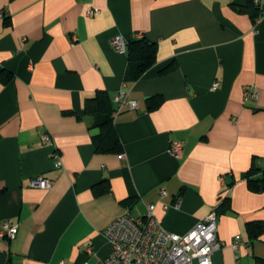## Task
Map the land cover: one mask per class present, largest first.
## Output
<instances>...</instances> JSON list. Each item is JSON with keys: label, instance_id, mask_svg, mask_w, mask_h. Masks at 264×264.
Instances as JSON below:
<instances>
[{"label": "crops", "instance_id": "crops-1", "mask_svg": "<svg viewBox=\"0 0 264 264\" xmlns=\"http://www.w3.org/2000/svg\"><path fill=\"white\" fill-rule=\"evenodd\" d=\"M237 1L0 0V221L18 224L0 237V264H96L110 251L103 229L126 209L143 215L154 203L163 227L182 234L226 193L212 264H262L264 191L243 174L253 157L264 162V16ZM135 33L156 58L126 80L127 53L110 38ZM245 85L255 99L243 100ZM121 89L138 101L114 115L122 151L97 152L86 99ZM152 95L162 102L147 110ZM172 140L182 141L178 156ZM40 174L49 188L30 185ZM225 174L236 179L229 190ZM250 220L263 223L258 238Z\"/></svg>", "mask_w": 264, "mask_h": 264}, {"label": "built area", "instance_id": "built-area-1", "mask_svg": "<svg viewBox=\"0 0 264 264\" xmlns=\"http://www.w3.org/2000/svg\"><path fill=\"white\" fill-rule=\"evenodd\" d=\"M263 5L264 0H253ZM97 8L86 10L87 15L96 12ZM4 12L0 9V18ZM140 37L142 33H135ZM110 44L115 51H126V40L123 35L117 34L110 38ZM256 90L250 85L243 87V100L255 99ZM114 103L113 116L124 109H137L138 101L128 97L126 90L121 89L112 98ZM40 142L51 144L52 137L47 132L40 133ZM182 149V141H170L168 152L178 156ZM55 166L59 167L61 161L58 153H54ZM225 185L224 176L221 177ZM30 185L49 188L52 180L42 174L31 178ZM160 194H165L164 189ZM217 213L211 210L197 221L185 233H175L163 227L160 218L155 214V204L146 205L143 215L134 216L128 209L113 219L104 229L103 234L110 244L108 255L96 264H212V254L222 246L217 237ZM18 224L10 220L0 221V237L13 238L17 232ZM240 236L234 235L230 245L235 253L236 260L240 248ZM90 251V249H89ZM59 264H65L60 262ZM87 264V263H85Z\"/></svg>", "mask_w": 264, "mask_h": 264}, {"label": "trees", "instance_id": "trees-1", "mask_svg": "<svg viewBox=\"0 0 264 264\" xmlns=\"http://www.w3.org/2000/svg\"><path fill=\"white\" fill-rule=\"evenodd\" d=\"M233 3L238 4L237 0ZM264 5V4H263ZM256 4L253 0H245V3L239 6L240 11L247 12L255 20L264 16V6ZM5 16V15H4ZM126 40V53L128 57V67L126 70V80H136L140 75L149 68L156 58V45L144 36L137 37L128 35ZM162 102L161 95H152L146 99L147 110H152ZM114 103L112 98L103 90L97 91L92 97L86 99L85 112L87 113L90 129H96L92 134L95 151L97 152H115L122 151V145L118 133L114 127L112 114ZM243 178L247 181L252 189L264 191V162H257L253 157L250 166L244 172ZM225 188L229 190L235 183L236 179L232 175L225 174ZM229 200V194L223 195L220 202L216 205L215 211H226ZM248 234L252 238H258L263 231L261 220H250L246 223ZM264 264V259H260ZM7 264H14L10 259Z\"/></svg>", "mask_w": 264, "mask_h": 264}, {"label": "water", "instance_id": "water-1", "mask_svg": "<svg viewBox=\"0 0 264 264\" xmlns=\"http://www.w3.org/2000/svg\"><path fill=\"white\" fill-rule=\"evenodd\" d=\"M264 6V5H263Z\"/></svg>", "mask_w": 264, "mask_h": 264}]
</instances>
